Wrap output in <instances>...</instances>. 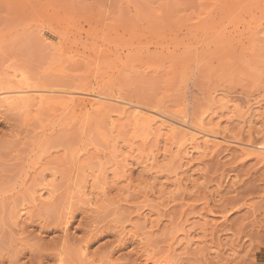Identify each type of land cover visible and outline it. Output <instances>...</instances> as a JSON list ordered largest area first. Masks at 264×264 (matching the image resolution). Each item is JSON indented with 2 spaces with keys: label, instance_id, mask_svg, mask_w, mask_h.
Segmentation results:
<instances>
[{
  "label": "rangeland",
  "instance_id": "rangeland-1",
  "mask_svg": "<svg viewBox=\"0 0 264 264\" xmlns=\"http://www.w3.org/2000/svg\"><path fill=\"white\" fill-rule=\"evenodd\" d=\"M38 86L264 146V0H0V90ZM27 110L0 108V264H264L261 157L182 159L127 117Z\"/></svg>",
  "mask_w": 264,
  "mask_h": 264
},
{
  "label": "bare ground",
  "instance_id": "bare-ground-1",
  "mask_svg": "<svg viewBox=\"0 0 264 264\" xmlns=\"http://www.w3.org/2000/svg\"><path fill=\"white\" fill-rule=\"evenodd\" d=\"M40 35L45 36L47 40H59V37L48 29L40 32ZM21 74L23 73L21 72L19 75ZM23 76L26 75L24 74ZM21 79L23 80L22 76ZM24 80L27 81V79ZM41 87H35L36 89L22 87L3 88L2 91L0 90V108L28 111L27 109L29 108L35 107L37 109H47L56 105L57 107L61 106L63 110L67 111L65 112L66 115L67 113H70L72 116L79 117V119L85 123L91 119L90 116L93 113L102 115L106 118L107 121L105 122L107 123L105 125H108L107 127L109 128L112 126L114 127L115 122L112 121V119H114L113 117H116L117 119L127 117V122L129 121L128 118L131 121H129L130 124L132 123L136 127H145L143 130L147 127L153 128L152 130L157 131L160 138L170 141L172 140L176 143L178 148H181L182 159L189 158L194 154H201L204 151H209L210 149H217V147L219 148L220 145L224 144L236 147L240 150L242 155H254L257 158L261 157L264 159V146L255 145L250 141L244 142L232 140L228 142L224 137L220 136V132L216 130V128L213 129L211 126L209 128L204 124V116H207L205 113L201 114L198 120L196 118L197 122L193 123L183 117H175L170 114L168 115L165 112L151 110V108L149 109L143 105H139V102V104H136L133 103V101H125L113 95L110 96L97 92L99 90L93 91L91 89L84 90L82 92H74L72 90L58 91L59 89H44ZM236 100L238 99H234L232 101L229 100L228 103L232 102L233 109L239 111V113L242 112V109H245V113H248L250 117L249 111L253 108V104H251L252 102H238ZM245 113L243 111V114L247 117L248 115ZM152 130L150 132H152ZM150 156L152 157L146 160H150V163L153 164L155 156ZM90 200V205L97 202V199L95 200V198ZM86 248L87 247H82L79 249V256H82L83 258L86 256Z\"/></svg>",
  "mask_w": 264,
  "mask_h": 264
}]
</instances>
